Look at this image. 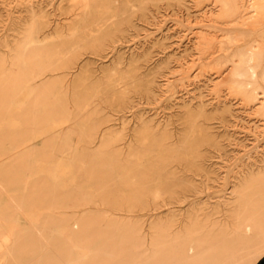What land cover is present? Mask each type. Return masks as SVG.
I'll return each instance as SVG.
<instances>
[{
  "label": "rangeland",
  "instance_id": "374dc122",
  "mask_svg": "<svg viewBox=\"0 0 264 264\" xmlns=\"http://www.w3.org/2000/svg\"><path fill=\"white\" fill-rule=\"evenodd\" d=\"M213 1L0 0V235L16 245L0 262L88 264L73 235L102 264H219L239 234L233 264L264 257V118L212 73L231 45L198 51L200 34L233 32ZM30 39L28 101L11 63Z\"/></svg>",
  "mask_w": 264,
  "mask_h": 264
},
{
  "label": "bare ground",
  "instance_id": "6f19581e",
  "mask_svg": "<svg viewBox=\"0 0 264 264\" xmlns=\"http://www.w3.org/2000/svg\"><path fill=\"white\" fill-rule=\"evenodd\" d=\"M213 6L215 8H217L219 11L218 15H216L217 16L216 19H218L219 21L220 20L223 21L224 22L223 24L230 26V28H233L232 29L233 32L231 33L229 30H227L229 33L226 32L225 34L222 35L221 38H220L219 34H218L219 36L214 35V34H213L214 35L213 36L210 33L209 34L202 33L200 35L198 33L199 36L196 39L198 42L197 43L198 49H199L198 51H200V53L202 54L203 57L205 56L207 58L212 59V58H214V56H216L217 53L218 54H220V53L227 54V52L229 50V46L231 45L230 47L233 48L232 54H230L231 59L224 61L223 63L217 64V68H216L217 73H216V71H214L215 69H213V68H212L213 69L212 73L218 74L219 77L221 78L218 83L221 82L223 84V82H225V81L230 82L231 85L235 83V85H233V86L237 85L238 86V87L236 86L237 89L235 87H232V86L230 87L229 83H228V86L232 89V90H230V89L229 90L233 93L238 91L240 94L239 93H236V94L241 95L243 97L242 100L246 101L245 103L252 104V105L255 103L257 106L261 105L260 110H258V112H259V115L262 118H264V0H214ZM216 19H214V20H216ZM221 23H220V25H221ZM204 31L202 30V32H204ZM215 32H216V29H215ZM219 32H221V30ZM31 44H32V39H30L26 44H24V46L19 51H17L15 53L14 60H13V62L11 61L12 66H15V65L19 66V68H18L19 72L21 71L22 74L27 73L26 76H21V78L19 79L21 81L22 85H21V88L19 86L18 87L21 90H27V92L25 93V96H26V98H28V101L30 100V98H34V96H35V94H34L35 91L33 90L34 87L30 83H34L36 86L37 83L35 82V80H36L37 75L36 76H34V75H35L37 70L41 71V69L39 67L41 60L39 59L38 55L34 52L33 46ZM196 48H197V46H196ZM200 53H198V54H200ZM217 60H219V59H217ZM219 61L222 62L221 60H219ZM211 65L213 66L215 64L213 63ZM8 67H9V64H8ZM5 68H7V67H4V70H5ZM208 69L209 68H207V70ZM5 71H8V70L6 69ZM9 71L11 74V70H9ZM209 73H210V71H209ZM11 75H13V74H11ZM10 77H12V76H10ZM243 77H245V80L247 78L246 82L243 79ZM8 79L9 78H7L6 82L8 81ZM227 79L230 81H227ZM236 79L239 81H242V82L236 81ZM2 83H4V82H2ZM12 85L13 86H12V88H10V94L9 95L11 97H14L17 95V88L15 86L16 83L12 82ZM225 85H226V83H225ZM31 86L33 89H30ZM228 88H226V89H228ZM233 88H234V90H233ZM3 90H5V89H3ZM8 92H9V90H8ZM4 93H5V91H4ZM23 100H26V99H23ZM9 102H11V101H9ZM258 102L260 104H258ZM11 104H12V102H11ZM22 104H24V101ZM22 104H20V105L24 106ZM17 105H15V106L17 107ZM8 107H9V105H8ZM10 108L12 109L11 106H10ZM10 108H9V110H10ZM16 111H17V109H16ZM34 120H35V118H34ZM26 123H28V122H26ZM32 126H35V125H32ZM3 127H4V99L0 101V130H2ZM36 127L35 128L38 129V126H36ZM40 129H42V128H40ZM13 130H15V129H13ZM32 130H33V128H32ZM33 133H32V135H35ZM15 149H16V147H15ZM30 159L32 162L33 159L32 158H30ZM62 160H64V159H62ZM78 160L76 159V161H78ZM47 161H48L47 163H49L48 159H47ZM11 166L13 167V165H11ZM16 167H17V165H16ZM30 167H32V166H30ZM48 167H49V165H48ZM63 167H65V165ZM28 168L26 166V169H28ZM45 168H46V166H45ZM66 168L68 169V167H66ZM48 169L47 170L45 169V170L48 171ZM6 170H8V169H6ZM61 170H63V169H61ZM71 170H72V168H71ZM56 171L60 172L59 170H56ZM33 172H34V169H33ZM69 172H71V171L69 170ZM72 172H73V170H72ZM74 174H75V172H74ZM71 176H72V174H71ZM249 178H251V177H249ZM253 179H256V178H253ZM249 180H251V179H249ZM251 181L248 183H251ZM25 182H26V180H25ZM254 184H255V182H254ZM253 215H255V214H253ZM252 217H254V216H252ZM260 220H261V222L256 223V225L262 224V227H264V218L260 219ZM246 224H247V226L246 227L243 226L244 228H241L239 230V232L244 233L245 230H249V231L251 230V228L249 227L251 222H249L248 219L246 220ZM244 236L245 235L239 234V238H236L237 241H239V244H237L235 247L231 248L230 246L227 245V243L224 245L227 247L223 246V250L226 251L224 254L225 259L223 261H221L219 264H229L230 262L233 264V261L240 262L241 259H243L246 256L244 254V251H242L244 248L243 245L245 242L243 240ZM249 237H250V235H249ZM84 240H85L84 236L73 235L71 237V240H69V241L70 242H76V243L80 242V243H78V245L80 247L81 257H91L88 264H102L103 261L105 260V258H104L105 254H100L99 250L96 251L94 248H92L90 253L87 250V252L89 254L85 253L86 250L84 248H88V246L85 245L86 243L84 242ZM10 241H11V234L0 235V252L3 251V249H4V251L6 250L7 255H8L7 258L13 257L15 249H16V245L14 243L11 246H9V244H6V243H9ZM240 247H241V249H240ZM75 248H77V250H78V247H75ZM81 249H83V252ZM77 252H79V251H77ZM107 257H109L111 259V261H114V262L116 260L118 261L119 259H125V258H127L128 260L140 261V259H136V257H134L132 255H129L126 257L125 255H120V254H110ZM44 258H46V257H43L39 260H43ZM167 258H168L167 264H171V260H174V258L176 259V256H173V257L171 256V257H167ZM48 261H49V264H75L73 259L72 258L70 259L69 257H63V258L61 257V259L59 260V263H55L53 261V259H50ZM138 263H140V262H138ZM0 264H4V263L1 261Z\"/></svg>",
  "mask_w": 264,
  "mask_h": 264
},
{
  "label": "crops",
  "instance_id": "0c3cea01",
  "mask_svg": "<svg viewBox=\"0 0 264 264\" xmlns=\"http://www.w3.org/2000/svg\"><path fill=\"white\" fill-rule=\"evenodd\" d=\"M258 264H264V257H262Z\"/></svg>",
  "mask_w": 264,
  "mask_h": 264
}]
</instances>
